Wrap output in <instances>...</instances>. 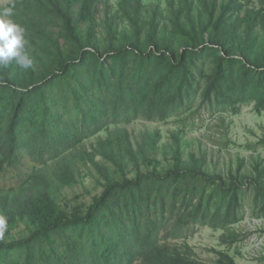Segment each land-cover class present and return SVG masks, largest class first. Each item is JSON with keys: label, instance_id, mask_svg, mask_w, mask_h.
<instances>
[{"label": "trees", "instance_id": "trees-1", "mask_svg": "<svg viewBox=\"0 0 264 264\" xmlns=\"http://www.w3.org/2000/svg\"><path fill=\"white\" fill-rule=\"evenodd\" d=\"M97 2L9 3L34 67H0V173L27 156L47 165L111 125L165 121L196 106L238 113L254 104L264 112L263 13L242 14L238 0L214 3L198 28L175 11L168 32L147 22L140 5L128 12L132 32L108 28L105 38L97 31ZM115 151L120 175L105 174L102 194L85 214L62 210L40 173L0 189V215L11 227L20 220L26 226L22 237L0 240V264H210L186 242L198 227L233 237L248 197L253 216L264 219L259 167L211 172L204 156L186 158L177 148L173 164L150 171L140 168L132 144L121 141ZM125 157L136 164L134 177ZM214 264L238 263L220 251Z\"/></svg>", "mask_w": 264, "mask_h": 264}, {"label": "rangeland", "instance_id": "rangeland-1", "mask_svg": "<svg viewBox=\"0 0 264 264\" xmlns=\"http://www.w3.org/2000/svg\"><path fill=\"white\" fill-rule=\"evenodd\" d=\"M11 1L0 0L1 8H9ZM229 1L98 0L97 31L105 38L108 37V28L120 34L132 32L133 22L128 12L134 14L140 10V5L142 17L147 22L153 21L160 30L171 32L174 29L172 15L175 11L182 13L184 23L192 18L198 28L214 3L219 6ZM238 2L243 5L242 14L248 9L264 14L260 0ZM10 19L14 21L12 16ZM258 29L264 30V24L261 23ZM121 141L133 145L143 170L163 171L173 164L172 156L177 148H181L186 158L191 153L204 156L211 172H236L241 164L245 172H255L256 167L264 172V112L258 113L254 104L242 106L238 113L196 106L165 121L139 119L111 125L47 165L31 161L26 155L21 165L0 173V189L18 188L24 180H31L40 173L41 179L52 184L53 195L62 210L68 214L74 211L85 214L94 199L102 194L105 174L120 175L115 171L112 152L118 150ZM140 150L146 152V157L140 155ZM125 158L126 173L134 177L136 164ZM250 200L248 197L245 203L246 218L231 227L235 232L233 237L227 230L200 226L186 240L200 260L214 264L221 251L229 253L238 264H264V219L253 216L248 205ZM25 233L23 221L11 227L6 217L0 215V240L10 241Z\"/></svg>", "mask_w": 264, "mask_h": 264}, {"label": "clouds", "instance_id": "clouds-1", "mask_svg": "<svg viewBox=\"0 0 264 264\" xmlns=\"http://www.w3.org/2000/svg\"><path fill=\"white\" fill-rule=\"evenodd\" d=\"M12 8L0 13V67L15 63L22 70L34 67V60L26 50L25 29L10 17Z\"/></svg>", "mask_w": 264, "mask_h": 264}]
</instances>
